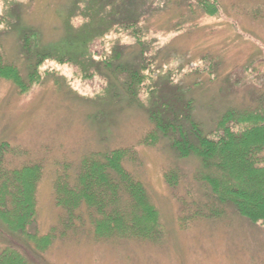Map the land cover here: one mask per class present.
<instances>
[{
	"label": "rangeland",
	"instance_id": "1",
	"mask_svg": "<svg viewBox=\"0 0 264 264\" xmlns=\"http://www.w3.org/2000/svg\"><path fill=\"white\" fill-rule=\"evenodd\" d=\"M7 1L0 0V29L12 16ZM75 1L9 3L22 5V21L38 32V44L54 48L66 39L65 23ZM150 1L140 25L143 43L156 60L157 75L190 89L196 98L195 118L204 128L229 110L255 105L264 95V0H208L219 8L214 17L198 8L202 0H156L154 7ZM76 17L72 25L79 29L84 21ZM136 40L114 29L93 43L91 53L95 59L107 57L117 46V51L130 54L128 46ZM3 44L8 57L15 59V36H6ZM71 63L45 62L40 68L43 83L26 95L0 80V145L8 143L13 149V166L31 162L42 167L35 190L39 231L49 234L56 229L63 236L56 237L46 253L47 263L264 264V225L232 211L219 219L187 215L177 195L185 196L199 160L178 158L164 141L146 144L153 125L142 104L130 102L121 85L113 90L120 96L112 100L105 79L83 74ZM211 72L220 77H209ZM118 151L130 152L122 166L143 185L158 214V233L150 238L97 237L87 220L85 230L61 235L58 227L65 211L56 205V182L64 178L74 184L85 160ZM172 170L179 174L177 188L165 180Z\"/></svg>",
	"mask_w": 264,
	"mask_h": 264
},
{
	"label": "trees",
	"instance_id": "2",
	"mask_svg": "<svg viewBox=\"0 0 264 264\" xmlns=\"http://www.w3.org/2000/svg\"><path fill=\"white\" fill-rule=\"evenodd\" d=\"M155 2L150 1L153 7ZM6 4L12 16L0 29V80L10 82L19 95H26L43 83V64L55 61L73 62L83 74L105 79L114 101L120 93L113 90L121 85L125 97L141 103L152 122L146 144L164 141L178 158L199 160V169L191 176L194 184H187L185 196L177 195L187 215L219 219L232 211L253 224L264 225V95L255 105L227 111L207 130L195 118L196 98L190 89L157 75L156 60L149 57L140 28L148 13L146 0H76L67 15L66 39L54 48L38 44V32L22 21L21 4L10 5L9 0ZM200 5L206 15L218 14L219 8L208 0L198 2V8ZM76 16L84 21L79 29L72 25ZM114 29L137 39L128 46L133 52L122 53L115 46L114 53L95 59L93 43ZM10 35L18 40L15 59L8 57L3 44ZM212 74L220 77L212 72L208 76ZM11 149L8 143L0 145V264H48L46 253L55 238L63 236H58L56 229L49 234L39 231L35 190L42 167L31 162L13 166ZM129 153L107 152L85 160L74 184L59 178L56 205L65 211L63 225L58 227L61 235L85 230L87 220L97 237L150 238L158 233V214L143 185L122 166ZM165 180L177 188L178 172L169 171Z\"/></svg>",
	"mask_w": 264,
	"mask_h": 264
}]
</instances>
